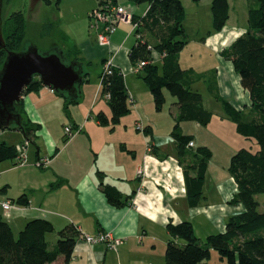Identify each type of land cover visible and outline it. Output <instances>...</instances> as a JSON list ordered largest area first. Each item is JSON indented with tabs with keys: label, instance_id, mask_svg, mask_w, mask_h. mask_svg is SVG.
Listing matches in <instances>:
<instances>
[{
	"label": "trees",
	"instance_id": "obj_1",
	"mask_svg": "<svg viewBox=\"0 0 264 264\" xmlns=\"http://www.w3.org/2000/svg\"><path fill=\"white\" fill-rule=\"evenodd\" d=\"M111 1L117 3V0ZM132 1L147 2L149 5L143 15H132L137 38L129 49L128 57L133 66L141 61L147 62L138 76L149 87L157 110H161L166 102V90L177 98V123L172 135L183 170L188 205L197 207L204 197V184L213 152L206 145L191 146L194 136L180 132L179 122L195 121L205 126L211 121L213 113L204 107L203 95L191 87L196 78L193 69L184 68L180 63V52L187 44L183 22L185 6L182 0ZM256 1L258 5L248 10L246 30L220 52L239 75L242 87L248 91L251 107L249 111L238 109L220 93L217 95L227 115L235 122L237 131L255 140L258 145L255 150L246 147L238 149L230 160L229 173L237 184V191L229 203H241L244 210L227 219L224 231L208 235L205 244L196 235L191 221H169L166 229L170 239L166 246L165 264H208L211 248L217 250L220 258L227 260V264H264V212L258 211L260 203L256 199V195L264 193V0ZM102 2L99 0V4ZM212 13L215 28L221 29L230 17L229 0H212ZM26 27L22 10L12 12L4 20L6 46L0 52V67L9 51H22ZM157 55L162 59L161 66L155 61ZM105 61L106 58L102 60L103 63ZM87 75L84 70V80ZM99 78L100 95L107 99L111 116L99 111L95 117L102 125L114 126L131 110L124 73L120 67L114 66L109 74L101 70ZM41 86L42 82L36 79L24 90L23 95ZM62 95L66 97V104L77 100L76 97ZM16 110L20 113L22 126H13L11 129L22 130L26 139L33 141L37 126L35 128L25 120L23 102ZM145 131L150 133L148 127ZM17 155V146L0 142V163L14 159ZM98 174L102 180L104 173L98 171ZM99 187L112 205L123 207L128 203L114 186L100 181ZM16 203L28 205L27 196H19ZM54 231L52 222L36 218L28 221L15 234L11 225L0 216V264H54L60 257L68 263L81 231L73 224L67 225L57 231L59 239L51 247L47 234Z\"/></svg>",
	"mask_w": 264,
	"mask_h": 264
},
{
	"label": "crops",
	"instance_id": "obj_2",
	"mask_svg": "<svg viewBox=\"0 0 264 264\" xmlns=\"http://www.w3.org/2000/svg\"><path fill=\"white\" fill-rule=\"evenodd\" d=\"M123 45L115 47L112 43V49L118 54ZM128 53L129 49L127 56ZM117 54L114 62L123 71L125 63ZM110 55L112 53L103 52L101 60ZM131 73L138 76V73ZM124 77L133 102L129 104V114L114 126L102 125L92 117L97 106V113L103 111L111 116L106 98L103 97V105H97L100 96L98 76L96 89L88 99L84 85L90 81L86 77L78 88L77 100L71 101L77 104L79 114L65 106V96L47 86L25 94L22 101L25 120L31 126H37L33 141L27 140L22 130L9 128L14 131L13 141L5 142L17 147L26 146L27 154L24 165L18 164L16 157L0 163V216L11 225L15 234L28 221L44 218L53 223L57 236V231L73 224L84 234L95 236L111 232L122 239L119 247L113 249L105 242L89 243L78 238L69 262L60 257L54 264H165V248L170 239L166 229L169 221H191L204 215L212 222V217L219 216V213L212 215V204L204 207L188 205L178 158L163 150L154 123L145 116L141 94L135 87L131 91L128 75L124 73ZM147 93L150 94L147 96ZM145 94L149 101L150 90ZM177 112L178 106L175 118ZM143 118L149 123L145 124ZM138 120L150 130L151 143L147 136L134 132ZM66 126L79 132L69 137ZM0 132L4 135L2 129ZM193 142L197 145L195 138ZM39 159H47L48 163L38 167L35 163ZM140 167L145 170L143 176H138ZM98 171L104 173L102 180ZM100 181L118 189L128 203L123 207L112 205L99 187ZM23 194L28 198L26 206L16 203ZM232 196L226 195L225 202L229 203ZM5 201L13 203L9 209L2 207ZM220 210L221 222H224L229 213L225 214L228 210L223 207Z\"/></svg>",
	"mask_w": 264,
	"mask_h": 264
},
{
	"label": "rangeland",
	"instance_id": "obj_3",
	"mask_svg": "<svg viewBox=\"0 0 264 264\" xmlns=\"http://www.w3.org/2000/svg\"><path fill=\"white\" fill-rule=\"evenodd\" d=\"M229 2L230 17L221 29H216L212 13V0L199 2L183 0L185 5L183 22L187 34V44L180 52V62L184 68L193 69V76L196 78L191 87L203 95L204 107L213 113L211 121L205 126L195 121L184 120L179 122L180 132L194 135L197 146L206 145L213 152L208 165L204 197L201 199L200 206L212 204L214 207L212 215L219 213V216L212 217V222L205 219L204 215L191 220L196 235L202 244H205L208 235L224 231L230 216L244 210V205L241 203L225 202L226 195L231 197L237 191V184L229 173L230 160L232 155L242 147L254 150L258 148L255 140L246 138L237 131L235 122L227 115L222 102L217 97L220 93L226 99L239 104L246 111H249L251 107L248 91L242 87L239 75L234 71L231 62L222 57L220 52L224 46L229 45L246 30L248 10L258 4L256 0H229ZM116 4L122 6L126 12L132 15H143L149 5L147 2L135 3L132 0H117ZM98 7L99 0H57L51 3L41 0L34 8H31L30 0H3L2 20L4 23L9 14L22 10L27 25L22 51L35 46L43 55L52 53L62 55V61L65 64L74 61L81 62L88 72L87 77L90 81L84 85V92L88 99L96 89L99 73L103 69L102 53L114 52L112 44L108 47L99 44L97 36L99 30L92 27L95 19L90 16V13ZM99 26L102 29L104 21H99ZM136 38L134 24L131 22L118 23L116 31L111 37L115 47L124 43L117 55L120 54L118 58L125 63L123 71L128 75L127 82L131 87L130 89L132 91L135 87L137 92L141 94L142 102L145 104V116L154 123L155 132L161 137L163 150L168 153L171 152L170 155H174L177 159L176 142L172 135L177 123L174 117V113L177 111V98L166 90V102L161 110L156 109L153 95H150L152 97L148 101L145 93L148 92L149 87L141 77L131 73L134 72L133 68L136 66H133L127 56V51L135 44ZM155 61L161 66V57L157 55ZM226 66H230L232 75L230 76L226 72L227 88H224L221 72ZM148 94L150 93H147V96ZM130 102L131 100H129ZM76 105L73 102L65 103V106L74 114H79ZM97 105H103L101 95ZM81 108L79 107V109ZM97 108L92 111V117L96 116ZM143 120L146 121L145 124L149 123L145 118ZM139 121L142 122V120ZM2 132L4 135L0 132V142L12 143L14 131L5 128L2 129ZM134 132L147 136L150 143L152 142L150 134L145 135V132L135 131V129ZM256 199L260 203L258 211L264 212V193L256 195ZM221 207L228 210L225 214L229 213V217L223 220L224 222H221ZM58 239L56 232L48 234L47 240L51 247L56 245ZM208 264H227V260L221 259L218 251L211 248Z\"/></svg>",
	"mask_w": 264,
	"mask_h": 264
},
{
	"label": "water",
	"instance_id": "obj_4",
	"mask_svg": "<svg viewBox=\"0 0 264 264\" xmlns=\"http://www.w3.org/2000/svg\"><path fill=\"white\" fill-rule=\"evenodd\" d=\"M40 1L30 0L31 8ZM2 5L0 0V51L6 46ZM36 79L55 92L75 98L84 81V70L79 62L65 64L60 55H43L35 46L26 51H9L0 70V129L22 126L21 116L14 110L21 104L24 90Z\"/></svg>",
	"mask_w": 264,
	"mask_h": 264
},
{
	"label": "built area",
	"instance_id": "obj_5",
	"mask_svg": "<svg viewBox=\"0 0 264 264\" xmlns=\"http://www.w3.org/2000/svg\"><path fill=\"white\" fill-rule=\"evenodd\" d=\"M90 16L94 17V22L92 23V27H95L97 30H99L97 36L99 40V44L101 46L108 47L112 44L111 37L116 31V25L120 22L125 23H133L132 21V14H129L125 11V9L122 6H119L117 4H114L111 0H103L101 4H99V7L96 9H93L90 13ZM99 21H104V26L101 29L99 26ZM134 24V23H133ZM136 27V24H134V29ZM118 51H114L110 57L106 58V61L103 63V71L105 74H109L112 72V68L116 66L114 62V57L117 54ZM147 62L141 61L135 68H133V71L135 73H138L142 67ZM131 99V102H133V99ZM136 128L139 131L145 132V126L141 121L136 122ZM65 132L69 137H73L75 134L79 132L77 129H73L72 126H66ZM28 144V143H27ZM26 144V145H27ZM190 145L193 146V142H190ZM18 149V155L16 156L17 162L20 165H24L27 163V154L25 153L26 146H20L17 147ZM148 149L151 150V146L148 145ZM48 163L47 159H39L35 165L38 167L44 166ZM145 175L144 168L140 167L138 169V176ZM11 201H5L2 203V207L4 209H9L12 206ZM81 231V230H80ZM79 238L86 240L89 243L94 242H105L110 248L117 249L119 245L122 242V239L120 237H116L111 232H103L98 235H88L84 234L82 231L80 232Z\"/></svg>",
	"mask_w": 264,
	"mask_h": 264
},
{
	"label": "bare ground",
	"instance_id": "obj_6",
	"mask_svg": "<svg viewBox=\"0 0 264 264\" xmlns=\"http://www.w3.org/2000/svg\"><path fill=\"white\" fill-rule=\"evenodd\" d=\"M239 36V35H238ZM237 36V37H238ZM236 37V38H237ZM235 38V39H236ZM229 45H230V43H229ZM228 46V45H227ZM227 46H224V47H227ZM224 70H227V71H224ZM222 72H221V81H222V84H223V87L225 88L227 85H226V79H225V77H226V75H227V73L226 72H228V75L230 74V76L232 75V71H231V68H230V66H226L225 67V69H224ZM227 88V87H226Z\"/></svg>",
	"mask_w": 264,
	"mask_h": 264
},
{
	"label": "flooded vegetation",
	"instance_id": "obj_7",
	"mask_svg": "<svg viewBox=\"0 0 264 264\" xmlns=\"http://www.w3.org/2000/svg\"><path fill=\"white\" fill-rule=\"evenodd\" d=\"M7 17H8V16H7ZM4 49H5V48H4ZM4 49H2V51H3ZM0 52H1V51H0ZM60 57L62 58L63 56L60 55ZM78 65H79V64H76V68L79 67ZM80 65H81V64H80ZM82 67H83V65H82ZM83 70H85L84 67H83ZM14 112H15V113H18V110L15 109ZM19 114H20V113H19Z\"/></svg>",
	"mask_w": 264,
	"mask_h": 264
}]
</instances>
